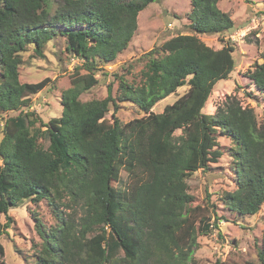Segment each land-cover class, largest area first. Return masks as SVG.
<instances>
[{
  "label": "trees",
  "instance_id": "obj_1",
  "mask_svg": "<svg viewBox=\"0 0 264 264\" xmlns=\"http://www.w3.org/2000/svg\"><path fill=\"white\" fill-rule=\"evenodd\" d=\"M52 1L0 0V114L29 107L30 96L50 83H21L22 53L29 45L43 56L54 36H66L68 51L85 60L89 73L77 69L62 93V116L42 122L45 130L33 132L34 121L23 112L3 128L0 122V215L7 217L5 223L0 219V236L11 226V209L47 199L58 224L39 230L37 264H199L197 235L218 226L198 221L202 208L191 207L187 181L223 156L216 149L218 131L235 142L237 186L225 193L227 207L255 215L264 204V122L235 96L215 114L203 113L217 82L235 70L236 48L215 50L199 35L224 34L233 20L219 8L221 0H191L194 33L144 54L141 84L123 82L120 99L110 84L106 98L82 102L81 95L98 84L97 62H113L128 49L139 14L162 0H61L51 13ZM262 58L248 77L264 93ZM184 86L188 91L163 113L152 112ZM125 101L144 117L122 124L117 102ZM111 105L113 121L106 118ZM123 172L132 183L114 187ZM259 259L264 264V247Z\"/></svg>",
  "mask_w": 264,
  "mask_h": 264
},
{
  "label": "rangeland",
  "instance_id": "obj_2",
  "mask_svg": "<svg viewBox=\"0 0 264 264\" xmlns=\"http://www.w3.org/2000/svg\"><path fill=\"white\" fill-rule=\"evenodd\" d=\"M61 0L52 1L51 13ZM219 8L228 13L234 22L230 31L219 35H199L208 46L218 50L224 44L235 46L233 53L235 70L227 80L218 81L203 110L205 114H215L230 96H235L243 107L254 109L259 122H264V93L256 89L248 77L249 70L255 64L263 63L264 55V0H221ZM192 11L191 0H162L149 4L138 16V29L128 49L110 63L97 62L95 68L98 84L85 91L80 100L88 102L108 96L111 84L113 95L120 99L123 82L139 85L142 73L146 70L147 59L143 55L155 47H160L170 38L184 34H193L189 15ZM29 45L22 53V65L19 68L21 83H38L49 78V85L40 93L30 96V106L21 111H9L0 114L2 127L10 117L29 115L34 121L32 131L45 130L41 123L60 118L63 113L62 93L71 87L75 72L89 73L84 69L85 60L79 59L68 51V37L56 35L48 42L40 56ZM85 64V65H84ZM1 75V66H0ZM188 91V86L180 88L175 94L159 102L152 112L163 113L167 105H172ZM116 116L122 124L144 117V113L132 102H117ZM114 106L106 118L112 120ZM28 124V121H27ZM178 131L177 134H180ZM216 149L223 156L208 170H199L189 180L188 193L193 197L191 207H201L198 221L210 220L216 224L209 234H198L194 257L199 264H262L259 251L264 247V204L255 215H237L230 210L225 201V193L237 186L233 173L235 142L218 131ZM3 138L2 130L0 140ZM48 148L49 141L40 139ZM1 163V162H0ZM120 182L114 187L124 188L131 184L127 173L123 172ZM8 216L12 218L10 228L0 236V264H37L38 249L42 243L39 230L48 231L58 224L53 207L47 199L40 202L25 201L22 206L13 208ZM81 216V213H79ZM3 223L7 217L0 215ZM41 225V226H40ZM201 224L197 222L196 226ZM94 234H89L91 237ZM123 256V252L120 253Z\"/></svg>",
  "mask_w": 264,
  "mask_h": 264
}]
</instances>
